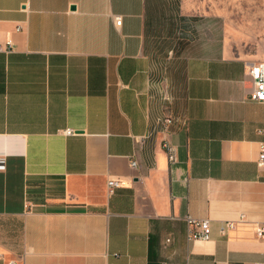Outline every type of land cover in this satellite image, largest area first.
<instances>
[{
    "label": "crops",
    "instance_id": "1",
    "mask_svg": "<svg viewBox=\"0 0 264 264\" xmlns=\"http://www.w3.org/2000/svg\"><path fill=\"white\" fill-rule=\"evenodd\" d=\"M154 1L0 0V264L264 263V102L249 74L264 0H241L251 27L234 24V0H208L219 35L164 70ZM187 217L209 218L211 238L188 240Z\"/></svg>",
    "mask_w": 264,
    "mask_h": 264
},
{
    "label": "rangeland",
    "instance_id": "2",
    "mask_svg": "<svg viewBox=\"0 0 264 264\" xmlns=\"http://www.w3.org/2000/svg\"><path fill=\"white\" fill-rule=\"evenodd\" d=\"M187 2L190 4L182 12L178 6L179 0H155L153 3L154 18L151 35L157 48L158 59L161 62L160 68L163 70L168 66V56L172 58L170 60L172 62L176 60L178 55H188L201 51L211 37L219 35L212 32V30L214 26L216 28L220 26V18H212L201 14V10L204 13V8L208 9L209 1L187 0ZM249 2L250 5L247 8L252 7V2L256 7L257 0H249ZM241 5V0H234V24L238 26L244 24L250 27L259 25L257 17L249 16L248 13L241 14ZM261 8L262 0H260Z\"/></svg>",
    "mask_w": 264,
    "mask_h": 264
},
{
    "label": "built area",
    "instance_id": "3",
    "mask_svg": "<svg viewBox=\"0 0 264 264\" xmlns=\"http://www.w3.org/2000/svg\"><path fill=\"white\" fill-rule=\"evenodd\" d=\"M114 22L117 26H120L122 23V16L114 15ZM7 46L4 47L0 45V51H10L11 50V41L6 42ZM249 74L253 78L254 88L250 93V98L257 101L264 102V62H258L252 65L249 69ZM157 122L159 123L160 129L165 133V137L162 141V146L168 154L169 161L174 162L177 159V150L175 144L171 141V125L175 122V117L170 113H165L161 115ZM65 134H73L76 132L71 128H66L62 130ZM3 158H0V168L4 167ZM131 164L135 167L138 166L137 160L133 159ZM257 164L259 167L264 168V141L260 142V151L257 158ZM123 182L118 179L110 178L107 182L109 192H112L115 187H118ZM187 238L188 240H208L212 235V225L209 218H195L187 217ZM235 220H226L221 224L220 231L223 234H226L230 229L235 227ZM257 235L261 238H264V225L260 226L257 229ZM3 258V255L0 253V259ZM8 264H18V260L12 259ZM264 264V263H262Z\"/></svg>",
    "mask_w": 264,
    "mask_h": 264
}]
</instances>
